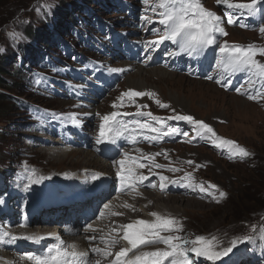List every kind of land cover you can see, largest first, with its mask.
I'll return each instance as SVG.
<instances>
[{
  "label": "rangeland",
  "instance_id": "374dc122",
  "mask_svg": "<svg viewBox=\"0 0 264 264\" xmlns=\"http://www.w3.org/2000/svg\"><path fill=\"white\" fill-rule=\"evenodd\" d=\"M92 1L0 0V58H5L4 70H7L1 77L10 83L8 87L0 86V93H7L10 97L3 103V110L0 111V131L4 129L3 134H0V200L3 201L0 203V227L5 228L18 213H21L22 220H28L36 215L31 208L33 205L37 212L39 203L26 200L28 202L21 204L19 209L10 205V202L16 198L10 191H18L17 186L22 181L21 171L18 172L17 178H13L12 175L17 170L27 167H30L27 170L29 177L36 174L41 175L39 169L34 167L47 165L48 156L32 155L25 149H21L25 146L22 139L26 137L34 139L35 134H42L35 129L41 122L50 118L52 111L63 110L59 112L58 118H55L53 123L58 129L57 132H69L62 137L56 135V138L71 140V144H66V147L60 146L82 150L83 145L80 142L84 141L89 144L85 147L89 155L88 158L70 155L67 163H56L50 160L49 169L61 171L67 168L76 169L86 160L89 162L88 166H92L94 162L89 158L100 159L103 163L112 161L113 167H119L116 162L124 158V152H128L130 157H141L155 152L154 141L145 140L140 136L137 137L136 143H131L121 137L116 139L115 143L97 144L99 129L95 131L94 124L91 126L87 122L86 127H78L69 119L70 114L73 113L76 114L78 120L81 119L80 111L83 109V104L91 107L93 105V109L96 106L99 107L93 113L102 111V115L109 114L114 109L113 103H119L118 97L123 92L128 89L143 90L154 92L156 96L135 98L136 104L148 106L140 109L141 111H150L164 118L183 111L186 115L209 124L218 136L235 141L251 153L250 156L242 157L233 155L232 152L234 160L228 162L208 148L213 145L209 140L204 142L207 147L191 148L193 144L198 143L197 139L201 137L196 136L194 127L188 122L173 120L180 123L176 128L181 132H187L188 136L187 138L183 135L165 136L162 138V143L172 145L168 148L170 151L194 152L198 161L200 159L211 161L212 164L204 171L185 168L184 174L191 173L192 178L194 174H197L207 182L211 179L216 181L227 191L228 198L219 205L206 203L197 198L183 199L178 196L174 199L156 197L154 201H159L162 206L168 204L182 211L185 216L187 215L185 221L187 234L189 231L196 235L211 233L209 236H203L209 239L216 238V250L230 246V238L253 237L250 241L238 243L235 247L237 252L234 254L229 253L228 256L216 262L201 261L197 258L198 264H264V238H261V229H264V108L262 107L264 98H261L256 91H252L251 94L257 95V99H250L248 95L245 99L235 94L229 87H223L217 83V80L211 81L212 79L206 78L207 82H203L201 80L205 78L188 75L179 69L182 59L165 58L167 54L165 48L157 52L148 65L144 66L149 72L141 77H143V82L150 81L148 85L139 88L132 87L134 85H130L126 78L130 74H135L137 68L134 70L132 68L128 73L110 71V69H122L114 67L117 61L122 66L131 64H123L124 61H135L132 59V52H128L127 56H121L120 60L115 59L114 64L108 63L106 57L113 58L109 49L122 37L138 36L151 41L164 35L163 26L150 22L160 18L151 11L158 0H124V2L121 0L119 3H113L114 0H96L95 3H91ZM234 2L248 3L250 0H234ZM202 3L205 8L225 17V23L222 26L228 33L225 37L229 39L228 43L233 44L232 40L236 44H241V40L249 44H255L254 41H264V33H259V30L246 29L243 31L244 27L241 25L243 21H246L244 16L247 15V11L228 10L218 5L216 0H202ZM256 9H260L262 17V22L258 25L264 26V0L257 4ZM159 11L161 9L157 8V12ZM229 12L236 14L239 18L238 23H226V16ZM153 27L160 28L161 31H150ZM233 29L239 32L236 33ZM11 33L20 35L13 39ZM156 56L166 61L168 71L174 75L170 74L164 79L159 73H150L154 68L166 69L164 63L152 61ZM213 57L217 60L221 59L219 49L214 51ZM172 60L176 65L170 67L168 62ZM220 71L219 69L214 70L216 74ZM215 75L212 77L214 78ZM233 94L239 98H233ZM64 96L75 106L63 108L62 100L57 98H64ZM105 99L109 101L106 108L102 102ZM156 99L169 104L170 107L159 109L155 102ZM26 102L30 105L26 106ZM136 104L130 103L128 98H125L124 106L118 107L119 110L116 111L135 114ZM93 109L85 108L84 111ZM92 119L98 124L94 114L89 120ZM118 119L122 123H131L134 119H148L149 122L156 124L150 118L134 115L121 116ZM171 121L166 119L165 131L167 126L174 127ZM148 134L155 135L154 133ZM173 136L175 138L172 140ZM72 139H75V143ZM181 140L183 142H180ZM187 141H192L193 144L188 145L190 143ZM177 143H182V145ZM112 145L115 148L111 150L109 146ZM104 149H107L108 153ZM126 167H129L128 164ZM97 170L102 171L103 169L97 168ZM101 174L105 176L106 173L101 172ZM149 177L151 179V176ZM49 194V192L46 193L45 199H48ZM21 200L24 201L22 195ZM3 206L5 208L2 209ZM139 208L145 214L152 216V212L147 213L142 205H139ZM41 211L45 216L46 208ZM133 218L137 219L133 222L146 221L143 216L131 217V220ZM127 223L132 224L129 221L124 222L123 225ZM62 224L54 227L55 233L61 231L59 227H62ZM87 225L82 222L81 226L85 229ZM64 226L65 230L73 228L70 224ZM253 226L256 227L255 231H253ZM74 228L77 232L79 227ZM108 235L112 233L108 232ZM58 237L60 241L65 240L60 234ZM188 237L194 239L196 236ZM126 244H129L127 240ZM151 246L155 250L167 248L166 244H152ZM151 246L149 248H152ZM102 262L103 260L100 264ZM105 264H109V261Z\"/></svg>",
  "mask_w": 264,
  "mask_h": 264
},
{
  "label": "bare ground",
  "instance_id": "6f19581e",
  "mask_svg": "<svg viewBox=\"0 0 264 264\" xmlns=\"http://www.w3.org/2000/svg\"><path fill=\"white\" fill-rule=\"evenodd\" d=\"M257 13L255 12L254 15ZM245 17V16H244ZM243 25L245 26H251L253 25V22L250 21H243ZM236 33L239 32L237 29H233ZM164 47V46H163ZM111 62L114 64L116 61L115 59H110ZM158 59H155L154 61H157ZM174 63L171 62L170 65H173ZM134 66V68H137V72L135 74H130L126 79L128 80L130 85H134L132 87L139 88V87H145L148 85V82L150 81H142L141 77L144 75V73H148L149 71L144 67V65H138V64H127L126 66H122L120 62L117 61V63L114 64V67L118 68H124L129 66ZM31 70V69H30ZM169 68H154L151 69L150 73H159L160 77L162 78H168V76L174 75L173 73L168 71ZM171 71V70H170ZM128 73V72H127ZM199 76V74H196ZM194 75L193 77H195ZM140 77V79H139ZM148 79V78H147ZM203 82H207L205 80H201ZM129 90V89H128ZM140 91V90H139ZM143 91V90H142ZM176 97V96H175ZM233 98H239L235 94L232 95ZM65 98V99H64ZM60 97L57 99L62 100L61 104L63 108H67L70 106H75L72 104L71 101ZM154 98V97H153ZM240 100V99H239ZM107 107L108 100L102 101ZM244 102V101H243ZM245 103V102H244ZM182 104V103H181ZM246 104V103H245ZM159 109L161 108L157 103ZM183 105V104H182ZM85 108L93 109L92 107L83 104V109L80 111L81 119L79 120L78 127H86L87 122L89 125L94 124V129L97 131L99 129V125L102 122L101 117L102 111L98 113H93L95 110H98L95 107L93 110H88L87 112L84 111ZM119 110V108H114L112 111ZM63 110H57L52 111V115L49 119H47L44 122H41L37 129H35L38 133L42 134H35L34 139L24 138L22 139V142L25 144L21 149H25L29 154L32 155H46L48 156L47 165L45 166H37L34 168L39 169L41 172V175H34L31 178L33 180L37 179L38 177H44L40 183L38 184H31L29 185V174L27 173V170L30 167H27L23 170H17L12 176L13 178H17L18 172L21 171L20 175L22 177V181L18 184L17 188L18 191L11 190L10 192L16 197L14 200L10 202V205L18 207L21 206V204L27 203L29 200L31 202L39 203L37 212H35V207L32 205V208L34 210V216H32L28 220H22L21 213H18L15 217L12 218V220L5 226V228L0 227V232H10L17 236H36V237H43V239H40L38 242H34L27 239H18L15 242L11 241L9 238H5L4 243H0V264H36L34 260H28L25 257V253L31 252L34 255H41L47 251V249L54 244H57L58 242V235H49L45 233L47 231H52L55 226L61 225L59 229L61 231L58 232V234L62 235L63 238H65L64 242L65 245H75V248H70L69 250L74 251H88L89 252V262L90 264H95V261L103 260L102 264H105L106 261H109V264L112 260L115 259V254L120 251L122 247H130V245L126 244V240H124L122 237L124 236L125 231H128L125 228H122L120 226L123 225L124 222H129L133 224V220H137L136 218H133L131 220V217H145L146 221L153 222L156 220V217L149 216L148 214H145L140 208L139 205H142L146 210L150 212L159 213L161 216L164 217H174L177 220H179L182 225L183 229L179 232H162L161 235L167 236V235H179L181 237H186L189 239L188 236H198L194 232L189 231V234L186 233L185 229V221L187 220L185 214L182 211H178L177 209L171 207L170 205L162 206V204H159L158 202H155L154 199L156 197H165L166 199L172 198L174 199L175 196H178L179 198L183 199H190V198H197L200 199L206 203H213V204H222L228 197L220 198L219 192L224 191L227 193L225 189H223L216 181L212 180L210 182L205 181L204 179H201L199 175L197 174L193 175V178L191 181L184 180L182 183H171L169 181L172 180H183L185 177V168L191 169L194 168L198 171H204L210 166L211 161L200 159L198 161L197 155H195L194 152H176V151H170L168 150L169 147L172 145L170 144H164L162 143V139L159 141H154L156 146L155 152L153 153H161V155L155 156V164L159 165H165L164 168L155 167L153 163L150 160L145 159L147 155L141 156V159L139 163H134L133 161L128 162L129 167L134 168V172L136 174H142L146 176H151V179L148 181H144L142 183H137L135 187H128L124 190H121L120 187V181L117 173L120 171V167H113L112 161H105L109 163H103L102 160L98 159H91L94 163L92 166H88L89 162L86 160L83 162V165L76 168H67L66 170H59V169H49L50 166V160L51 162H69L68 157L70 155H76L78 157H85L88 158L89 153H86V145H89L87 142H80L83 145L82 150H75L71 148H64L65 145L70 143L71 140L68 138H56L57 136H64L67 132H57V128L53 125L55 118H58L59 112ZM111 111V112H112ZM90 112V113H88ZM110 112V113H111ZM181 115H186L183 111H179ZM97 117V123H95V120H89L92 116ZM89 120V121H88ZM218 121V120H217ZM174 127H177L180 123H177L175 121L170 122ZM39 130V131H38ZM41 131V132H40ZM29 135V133H26ZM57 135V136H56ZM31 136V135H30ZM165 137V136H164ZM163 137V138H164ZM224 139L231 140L227 137L220 136ZM175 137H171L173 140ZM73 143H75V139H72ZM208 140L204 138L197 139L196 144H193V142L187 141L188 145L193 144V147L199 149L198 146H205V143ZM232 141V140H231ZM180 142H183L181 140ZM59 144V145H58ZM178 145H182V143H177ZM64 147H61V146ZM111 147L110 149H114L115 147ZM211 149V151L215 152L219 156L223 157L228 162H233L234 158L232 157L231 153L234 152V149H230L227 146L224 147H217L214 144L211 147H208ZM107 149H105L106 151ZM107 152V151H106ZM166 152V155L163 154ZM198 152V151H197ZM202 152V151H200ZM108 153V152H107ZM203 153V152H202ZM199 156V155H198ZM88 159V160H89ZM187 161H194V164H188ZM140 163L146 164V167H139ZM196 165H200L201 167H196ZM16 166V165H15ZM189 167V168H188ZM97 168L103 169L102 171L97 170ZM172 168L180 169V171H172ZM113 170V172H110ZM102 173H106L105 176H103ZM99 173L101 174L99 179L93 180L92 175ZM111 175H107L110 174ZM167 176L169 177V181H164L165 184H167V187L165 189L160 188V179L159 175ZM156 177V179H155ZM28 183H25L27 182ZM195 183L199 184L203 182L204 186L209 189L208 192H200L198 189L193 190L192 188L185 187L184 184L186 183ZM101 183V184H99ZM155 184V187L149 186V184ZM215 184L217 185V189H211L210 185ZM82 192V194H77V192ZM49 192L48 199H45L46 193ZM21 195L24 197V201L21 200ZM217 198L219 199V202H217ZM158 200V199H157ZM41 202H44L41 204ZM70 202V204H69ZM71 206L70 209H68L69 205ZM104 204H109V208L105 209ZM2 206V205H1ZM5 208V206L2 207V209ZM43 208H46V214L48 212V216H43V212L41 211ZM92 210V213L87 214L86 210ZM103 211L105 215L101 217L99 213ZM186 212V211H185ZM112 213H120V215H112ZM83 216L84 219H86L87 224L93 225V230H88L87 227L84 229L81 225L80 217ZM20 221V224H18ZM96 221V224L93 222ZM69 223L75 227H79L78 232L72 233L71 230H64L65 224ZM19 225V226H16ZM128 225V223L126 224ZM114 229H117V231H113ZM143 229V226L136 225L134 229L131 231L133 233H136ZM108 232L112 233V235H108ZM211 233H204L200 235H206L209 236ZM89 236H95L96 239L94 241L89 242L88 237ZM111 236L116 237L118 240V243H116L114 246L110 247V251L112 252L111 256H103L102 254H96L91 252V249L93 247H99V248H109V244H107L104 240L101 238H105V240ZM234 239V238H233ZM233 239L230 238V241ZM152 244L162 245L164 243L162 242H153L148 243L145 245H141L138 249H134L132 252L128 254L127 259L133 258L135 255L141 253V252H151L155 251V249L151 246ZM152 248H149V247ZM229 247V245H228ZM237 252V249L233 248V251L231 254H234ZM133 254V256H131ZM201 261H207L204 258H200ZM5 261V262H4Z\"/></svg>",
  "mask_w": 264,
  "mask_h": 264
},
{
  "label": "snow or ice",
  "instance_id": "6c2138e0",
  "mask_svg": "<svg viewBox=\"0 0 264 264\" xmlns=\"http://www.w3.org/2000/svg\"><path fill=\"white\" fill-rule=\"evenodd\" d=\"M218 5L224 6L226 9H237V10H247L248 15H254L256 12V6L261 3V0H250L248 3H237L234 0H216ZM45 7H48L45 5ZM157 8L161 11L157 12ZM151 11L155 13L160 18L158 20L150 21L152 24H159L163 26L164 35H160L157 39L147 41L146 46L149 48L158 47L163 44L164 41H171L176 45V50L169 51L167 55L175 56L180 54H186L188 56H199L204 53L206 49L211 46H216L219 49L221 59L217 61V67L221 70L219 73L220 78L217 83H220L223 87H229L231 85L230 79H225V75L231 76L234 73L247 71L257 76L262 81V87H264V63L258 60L257 55H264V47H258L255 44L241 45V44H230L226 40L221 44L218 43V37L227 36L228 33L226 29L222 26L225 23V17L217 14L216 12L205 8L202 0H158V3L151 8ZM148 20L147 17H144ZM239 18L235 13L229 12L226 16L227 24L238 23ZM245 25H241L244 27ZM153 32H160V28L153 27L150 29ZM260 32L264 33V26L260 27ZM13 39L19 37L18 33L10 34ZM152 59L151 55L146 57V61ZM110 71L118 72L124 71V69H110ZM208 79H213L212 76L207 77ZM237 92H241V88L237 87L235 89ZM251 91H245L242 94L248 95L250 99H257V95L251 94ZM261 98H264V93H260ZM155 97L156 93L150 91H136L129 89L118 97L119 103L114 102L113 108L123 107L125 98L132 104H136L135 98L137 97ZM155 102L161 108H169L170 105L161 102L156 99ZM137 112L135 114L131 113H121L119 111H112L109 114H105L101 117L102 122L99 125V135L96 139L97 144H104L105 142L115 143L116 139L124 137L131 143L137 142V137L140 136L148 141H159L164 136L171 135H183L187 138V132H181L180 129L176 127L167 126L166 131V119L168 120H180L186 121L194 127L197 137H201L211 141L217 147L227 146L230 149H234L233 155H239L242 157L250 156L251 153L244 147L237 144L235 141L224 139L218 136L215 130L203 120L195 119L190 115L175 114L171 117L164 118L154 115L152 112H143L140 109L147 108V105L136 104ZM175 112V110H173ZM134 115L136 117L150 118L148 119H134L131 123L121 122L118 118L121 116ZM69 119L73 124L78 125L79 120L76 118V114H70ZM128 133V135H126ZM148 133H154L155 135H150ZM191 142V141H189ZM142 151V150H141ZM166 155V152L163 153ZM161 155V153H151L144 157L150 160L155 167L164 168L165 165L155 164V156ZM123 157L118 163L120 171L117 173L120 181L121 190L128 187H135L137 183H142L148 181L149 177L142 174H136L133 167H126L128 161L131 160L134 163H139L141 157H130L128 152L123 153ZM188 164H194V161H187ZM139 167H146V164L140 163ZM196 167H201L196 165ZM172 171H180V169L172 168ZM35 173L33 172V175ZM101 174L96 173L92 175V179H99ZM159 175V174H156ZM44 177H38L33 180L29 177V185L40 183ZM161 181L160 188L163 190L167 187L164 181H169V177L159 175ZM184 180L191 181L192 174L188 173L185 175L183 180H172L171 183H182ZM151 187H155V184H149ZM185 187L192 188L193 190L198 189L200 192H208L209 189L206 188L203 182L199 184L186 183ZM211 189H217V185L211 184ZM227 193L224 191L219 192V197H226ZM217 202L219 199L217 198ZM0 203H3L0 200ZM104 208L108 209L109 204H104ZM101 217L105 215L103 211L99 213ZM112 215H120V213H112ZM152 216L156 217L153 222L138 220L133 224L122 225L120 227L127 229L124 236V240H127L130 247H122L119 252L115 254V259L110 262V264H198L197 258H204L207 261L216 262L226 257L233 251V248L237 246L238 243L244 241H250L253 239L252 236H244L233 239L229 247L222 248L221 250H216L215 242L216 238L212 237L209 239L203 235H198L194 239H188L186 237H181L179 235H161L162 232H179L183 229L182 223L174 217L161 216L159 213H151ZM136 225L143 226V229L133 233L131 230L136 227ZM88 230H93V225H87ZM256 227L253 226V231ZM113 231H117L114 229ZM262 237L264 238V229H261ZM9 238L11 241L15 242L18 239H27L34 242H38L43 237L36 236H17L10 232L4 231L0 232V243L5 242V238ZM95 236H89V242L94 241ZM107 244L109 248H99L93 247L91 252L96 254H102L103 256H111L112 252L110 247L118 243L116 237L111 236L105 240L101 238ZM153 242H162L167 245V248L156 249L151 252H141L135 255L131 259H127L128 254L134 249H138L141 245H145ZM74 249L75 245H65L64 241H59L57 244L49 247L47 251L41 255H34L31 252L25 253V257L28 260H34L36 264H90L89 262V252L88 251H74L69 250ZM95 264H100V261H95Z\"/></svg>",
  "mask_w": 264,
  "mask_h": 264
},
{
  "label": "trees",
  "instance_id": "16d2710c",
  "mask_svg": "<svg viewBox=\"0 0 264 264\" xmlns=\"http://www.w3.org/2000/svg\"><path fill=\"white\" fill-rule=\"evenodd\" d=\"M0 59H1L0 60V86L2 85V86L8 87V85H10L8 80L5 81V79H2V77H1L2 75L5 74V72H7V70H4L5 69L4 65L6 64L5 58L3 59V57H2ZM7 98H10L9 95H7V93H0V111L3 110V103L6 101ZM15 102H16V100H15ZM25 104H26V106L30 105L29 102H26ZM13 107H15V105H13ZM3 132H4V129L2 128L1 131H0V134L2 135Z\"/></svg>",
  "mask_w": 264,
  "mask_h": 264
},
{
  "label": "clouds",
  "instance_id": "9594fccd",
  "mask_svg": "<svg viewBox=\"0 0 264 264\" xmlns=\"http://www.w3.org/2000/svg\"><path fill=\"white\" fill-rule=\"evenodd\" d=\"M244 41V40H243Z\"/></svg>",
  "mask_w": 264,
  "mask_h": 264
}]
</instances>
